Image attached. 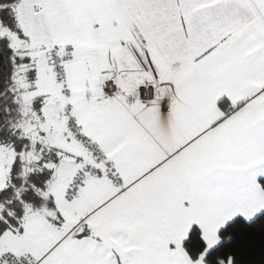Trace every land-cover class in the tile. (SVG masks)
<instances>
[{
	"label": "snow or ice",
	"instance_id": "6c2138e0",
	"mask_svg": "<svg viewBox=\"0 0 264 264\" xmlns=\"http://www.w3.org/2000/svg\"><path fill=\"white\" fill-rule=\"evenodd\" d=\"M0 264H264V0H0Z\"/></svg>",
	"mask_w": 264,
	"mask_h": 264
}]
</instances>
